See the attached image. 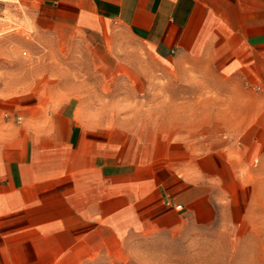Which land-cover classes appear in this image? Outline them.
I'll return each mask as SVG.
<instances>
[{"label":"crops","instance_id":"obj_1","mask_svg":"<svg viewBox=\"0 0 264 264\" xmlns=\"http://www.w3.org/2000/svg\"><path fill=\"white\" fill-rule=\"evenodd\" d=\"M18 1L59 31L126 29L160 93L144 92L159 101L142 118L88 83L59 102L0 96V264H87L134 234L221 227L237 240L255 225L264 0Z\"/></svg>","mask_w":264,"mask_h":264},{"label":"rangeland","instance_id":"obj_2","mask_svg":"<svg viewBox=\"0 0 264 264\" xmlns=\"http://www.w3.org/2000/svg\"><path fill=\"white\" fill-rule=\"evenodd\" d=\"M59 29L39 23L18 0H0V96L50 92L61 97L59 102L81 94V87L85 92L88 83V90L119 94L121 111L140 118L150 103H158V98H144V92L159 95L160 85L148 84L142 44L126 29L116 27L94 38ZM111 65L116 78L102 79L101 69L106 76ZM129 92L131 98H123ZM256 214L262 217L244 227L237 240L221 227L146 232L125 238L119 252H99L87 264H264V211Z\"/></svg>","mask_w":264,"mask_h":264},{"label":"built area","instance_id":"obj_3","mask_svg":"<svg viewBox=\"0 0 264 264\" xmlns=\"http://www.w3.org/2000/svg\"><path fill=\"white\" fill-rule=\"evenodd\" d=\"M18 119H19V118H17V120H18ZM176 207H177V208H180V205H177Z\"/></svg>","mask_w":264,"mask_h":264}]
</instances>
